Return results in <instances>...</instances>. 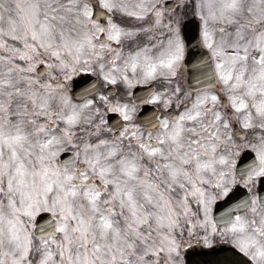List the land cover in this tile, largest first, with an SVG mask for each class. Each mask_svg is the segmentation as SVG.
Wrapping results in <instances>:
<instances>
[{
	"label": "snow or ice",
	"instance_id": "obj_1",
	"mask_svg": "<svg viewBox=\"0 0 264 264\" xmlns=\"http://www.w3.org/2000/svg\"><path fill=\"white\" fill-rule=\"evenodd\" d=\"M0 264H264V0H0Z\"/></svg>",
	"mask_w": 264,
	"mask_h": 264
},
{
	"label": "water",
	"instance_id": "obj_2",
	"mask_svg": "<svg viewBox=\"0 0 264 264\" xmlns=\"http://www.w3.org/2000/svg\"><path fill=\"white\" fill-rule=\"evenodd\" d=\"M190 65V78L191 84L195 87V80L200 78L201 73L205 71L204 67L200 63L201 56L199 52H193L187 58ZM225 206H218L216 210L223 211Z\"/></svg>",
	"mask_w": 264,
	"mask_h": 264
},
{
	"label": "flooded vegetation",
	"instance_id": "obj_3",
	"mask_svg": "<svg viewBox=\"0 0 264 264\" xmlns=\"http://www.w3.org/2000/svg\"><path fill=\"white\" fill-rule=\"evenodd\" d=\"M127 22L131 23V21H127ZM184 76H185L186 83L189 84V66H188L187 60H186V67L184 69ZM143 87L145 86H138V90L142 89Z\"/></svg>",
	"mask_w": 264,
	"mask_h": 264
}]
</instances>
